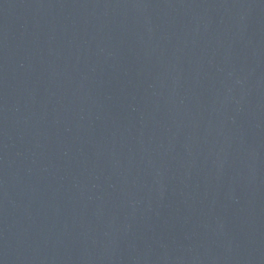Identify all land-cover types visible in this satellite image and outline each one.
<instances>
[{
	"label": "water",
	"instance_id": "95a60500",
	"mask_svg": "<svg viewBox=\"0 0 264 264\" xmlns=\"http://www.w3.org/2000/svg\"><path fill=\"white\" fill-rule=\"evenodd\" d=\"M0 264H264V0H0Z\"/></svg>",
	"mask_w": 264,
	"mask_h": 264
}]
</instances>
